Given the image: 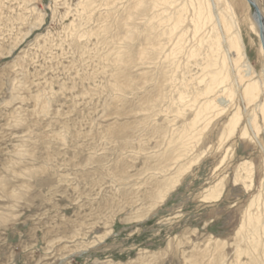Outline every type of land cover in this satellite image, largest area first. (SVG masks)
<instances>
[{
    "label": "rangeland",
    "instance_id": "374dc122",
    "mask_svg": "<svg viewBox=\"0 0 264 264\" xmlns=\"http://www.w3.org/2000/svg\"><path fill=\"white\" fill-rule=\"evenodd\" d=\"M155 1L0 0V264H264V125L227 135L235 93L196 121L214 75L195 2ZM185 144L199 158L159 202Z\"/></svg>",
    "mask_w": 264,
    "mask_h": 264
},
{
    "label": "bare ground",
    "instance_id": "6f19581e",
    "mask_svg": "<svg viewBox=\"0 0 264 264\" xmlns=\"http://www.w3.org/2000/svg\"><path fill=\"white\" fill-rule=\"evenodd\" d=\"M166 0H156L154 4H162ZM195 20H194V32H202L199 42L202 39L205 40L207 58L211 62L213 68L214 77L211 78L209 83L205 85V94H209V103L201 107L196 112L197 120H207L206 111L208 109L217 110L216 115L225 111L226 108L232 103L233 94L239 95V104L241 105L237 111H235L229 118L227 124V135L231 134L237 126L240 117H244L246 120V127L242 134H246L247 130L251 129L256 137V131L260 126L264 125V100L256 104V113H249L246 111L247 105L255 100L259 94H264V77L252 80L254 75L257 74V70L253 66L250 59L246 56V48L243 41L240 25H244L246 20L237 14L243 7H251L252 13L250 14V26L249 28L257 35L259 39V55L264 62V34L260 35V27L258 20L254 12L252 3L250 1H233V0H193ZM173 0H170L172 3ZM258 8L264 33V19L260 8L255 0H251ZM247 4V5H246ZM175 27V26H174ZM173 27V28H174ZM263 74V75H262ZM259 75L264 76V67L261 69ZM244 80H247V84L241 88V84ZM225 88H230V93L225 94ZM264 98V95H263ZM209 121L203 125L202 130L207 127ZM195 125L191 124L190 127ZM175 154L173 159L177 166L173 172H168L169 177L160 184L158 190V201L161 202L168 192L177 185L181 175L187 171L192 163H195L199 156H195L188 159L187 152L188 146L185 144L181 150ZM183 159V160H182ZM181 160V161H180ZM180 161V162H178ZM172 165V166H173ZM221 189L213 187L204 196V200H214L219 197ZM253 201H251V204ZM250 204V205H251ZM250 218V216H248ZM244 227L242 222L237 233H239ZM264 233V226L262 228Z\"/></svg>",
    "mask_w": 264,
    "mask_h": 264
},
{
    "label": "water",
    "instance_id": "95a60500",
    "mask_svg": "<svg viewBox=\"0 0 264 264\" xmlns=\"http://www.w3.org/2000/svg\"><path fill=\"white\" fill-rule=\"evenodd\" d=\"M247 1H250V3H252L254 12H255L257 20H258V25L260 27V35L263 37L264 33H263V28H262V20H261L260 12H259L258 8L256 7V5L253 2H251V0H247Z\"/></svg>",
    "mask_w": 264,
    "mask_h": 264
}]
</instances>
